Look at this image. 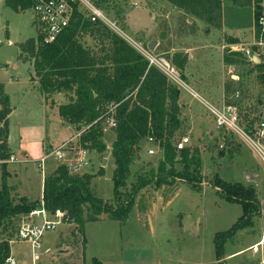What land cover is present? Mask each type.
Returning a JSON list of instances; mask_svg holds the SVG:
<instances>
[{
	"label": "rangeland",
	"instance_id": "obj_1",
	"mask_svg": "<svg viewBox=\"0 0 264 264\" xmlns=\"http://www.w3.org/2000/svg\"><path fill=\"white\" fill-rule=\"evenodd\" d=\"M104 1L108 16L117 21L131 41L148 48L154 55L168 58L189 47L200 52L208 43L211 45L208 52L214 54L212 60H217L216 53L220 56L227 53L238 60L233 64L234 73H231L238 74L240 81L228 74L227 80L232 82L227 83L230 93L241 90L240 125L244 129L251 116L259 117L256 123L264 120V79L260 71L245 61L244 54L235 55L223 48L227 33L241 36V41L246 44L253 43L252 5H236L233 0H223V27L208 29L204 20L174 7L167 0ZM38 36L39 26L32 8L17 12L5 0H0V82L6 84L14 108L10 115V147L13 151L7 163L10 173L7 181L14 186L16 198L26 195L31 200L42 198L45 177L59 164L71 159L70 153L59 159L53 151L69 141L72 150L78 148L81 133L59 114L60 103L68 101L66 93V97L57 95L47 100L35 73L33 59L29 52L22 51L21 43ZM82 40H88L86 44L94 43L88 37ZM152 40L157 41L153 49L149 48ZM179 87L187 96L195 118L206 116L209 108L202 100L190 94L184 86ZM213 117L207 120L205 117L203 129L208 132L204 137L203 133L197 134L198 130L193 133L188 129L178 136L190 135L189 146L200 149L198 181L188 182L177 176L174 183L161 187H156L155 183L143 186L135 194V201L123 220L104 213L98 220L87 221L82 227L76 222L62 221L56 229L44 234L41 254L35 260L31 242L27 240L12 243L14 256L20 257L19 262L24 264H264V243L257 250L248 248L264 235L263 153L239 133L228 132L223 138L224 131L217 127ZM115 137L113 130L105 133L103 141L107 148L104 152L80 148L84 164L80 172L96 174L91 184L93 193L118 204L125 203L129 193L134 194L142 177L152 175L155 178L160 173L163 154L152 142L145 140L131 165L126 186L118 188V193L113 179L116 165L112 145ZM260 141L264 145V138ZM221 143L226 145L222 148ZM213 144L214 147L210 146ZM22 146L27 147L31 155L20 151ZM149 148L155 153H150ZM50 152L52 154L42 165V156ZM177 160L175 170H184L181 156L178 155ZM101 168L105 170L104 174L99 173ZM168 168L169 164L163 174L169 173ZM2 171L0 166V185ZM217 177L225 182H242L250 190L254 188L253 200L259 209L250 223L222 240L221 249L216 238H221V234L241 218L244 204L228 200L223 189L215 185ZM236 249L243 250L228 257Z\"/></svg>",
	"mask_w": 264,
	"mask_h": 264
},
{
	"label": "trees",
	"instance_id": "obj_2",
	"mask_svg": "<svg viewBox=\"0 0 264 264\" xmlns=\"http://www.w3.org/2000/svg\"><path fill=\"white\" fill-rule=\"evenodd\" d=\"M167 1L193 17L204 20L209 25L208 29L223 26V0ZM233 1L236 5L254 7V33L259 37L262 30L259 19L264 15V0ZM5 2L17 12L32 7V0ZM100 2L105 8V1ZM85 37L91 38L93 45L86 44L88 40H82ZM226 38L230 42L239 40L231 35ZM20 45L22 51L29 52L33 59L35 73L46 99L52 98L57 92L66 93L68 101L59 105V114L81 132L78 148L98 152L106 150L107 145L103 141L105 116L111 105L116 104L114 114L118 123L111 130L116 135L112 155L116 165L113 179L118 193V188L126 186L131 165L145 140L149 141L152 137L163 157L159 163L161 174L155 178L152 175L142 177L141 185L135 187L134 194L129 193L125 203L121 201L114 204L96 196L91 186L96 174H73L65 163L59 164L45 177L40 200H31L26 195L16 198L14 186L7 181L10 174L7 163L12 157L9 137L13 106L5 85L0 82V166L3 168L0 185V264H5L11 256L12 243L19 239L23 218L40 207L42 201L49 212L61 210L65 213V221L76 222L82 227L87 221L98 220L104 213L123 220L135 201V194L148 184L155 183L156 187H161L166 183H174L177 176L188 182L198 181L201 174L200 149L190 146L177 149L176 145L178 136L186 129L180 104L181 88L159 67L151 64L128 40L103 22L91 21L76 9L69 27L54 42H43L39 32L38 37L29 38ZM234 54L241 55V52ZM25 59L28 60L26 57ZM167 59L179 69L185 79L188 53L175 52ZM224 59L226 63L238 61L227 53L224 54ZM245 59L258 68L264 79V59L260 62ZM229 92V84H226V93ZM258 120V116H251L244 126L245 132L251 133ZM210 146L214 147V144ZM178 155L185 164L182 171L175 170ZM167 164L169 173L163 174ZM99 173L104 174L105 170L101 168ZM215 185L223 189L228 200L244 204L241 218L230 230L221 234V238H216L221 249L222 240L239 227L250 223L251 217L259 209L253 200L254 188L251 191L242 182H225L219 177L216 178Z\"/></svg>",
	"mask_w": 264,
	"mask_h": 264
},
{
	"label": "built area",
	"instance_id": "obj_3",
	"mask_svg": "<svg viewBox=\"0 0 264 264\" xmlns=\"http://www.w3.org/2000/svg\"><path fill=\"white\" fill-rule=\"evenodd\" d=\"M100 1L101 0H32L31 8L35 13V21L39 26L42 41L45 43H51L57 40V38L69 27L74 13L76 9H78L91 21H100L108 25L112 30L120 34L135 48H137L151 64L156 65L164 73H166L170 80H172L175 84L178 86L182 85L187 88L179 69L166 57L154 55L150 50H148V48H145L141 44H135V42L133 43V41H131L123 29L118 25L117 21L108 16ZM259 23L262 26V30L259 37L254 34L255 36L252 44H246L245 42L238 41L230 44H224L223 48H227L231 52H241L250 60H255L257 62L262 61L264 59V15L260 16ZM232 78L240 79V77L235 76V74H232ZM240 96L241 90L236 89L232 93L231 97L228 100L223 101L221 105L211 104L208 102H205V104L209 108V111L213 114L217 127L224 131L223 138H225V135L228 132L239 133L250 144L254 145L256 149L258 148L263 153L264 158V145L260 141L261 138H264V120L255 123L251 133L245 132L240 125ZM115 106L116 104L111 105L110 111L105 116L103 128L105 133L117 126L118 122L114 114ZM149 141L154 142V139L150 137ZM190 142V135H182L177 140V149H183L189 146ZM230 143L231 141H229V144ZM225 145L226 143H221L220 147L223 148ZM80 152V148L72 150V146L69 141L62 143L53 151V154L59 159H64L67 157V154L70 153L71 159L65 164H67L69 171L74 174L81 173L80 171L84 166ZM149 152L155 153V150L150 148ZM51 154L52 152L42 156V165L46 161V158ZM64 216L65 213L61 210H57L55 213L49 212L45 208L44 202L42 201L40 207L32 210L29 215L23 218L19 230L18 240H27L31 242L34 260L38 257V254H41L39 250L42 248L41 239L44 234L47 231L56 229L62 221L65 222ZM5 264H16V262L10 256Z\"/></svg>",
	"mask_w": 264,
	"mask_h": 264
},
{
	"label": "crops",
	"instance_id": "obj_4",
	"mask_svg": "<svg viewBox=\"0 0 264 264\" xmlns=\"http://www.w3.org/2000/svg\"><path fill=\"white\" fill-rule=\"evenodd\" d=\"M227 35H231V34L227 33ZM233 37H238L239 38L238 41H241V36H233ZM7 43H10V41H7ZM230 43H233V42L228 41L226 38V41H224V44H230ZM209 50L211 51V45L208 43L205 44V46L200 50V52H196L197 50L195 47H189L188 49L185 50V52L189 54V60L184 69V77H185L184 81L186 83L187 89L190 92V94L200 98L204 104L205 102L215 104L216 102L214 101H217L219 102L217 104L221 105L223 101L228 100L231 97L232 93L235 91L234 90L231 93L229 92V94L226 93V84H228L227 82L230 83L231 81L230 78H229L230 80H227V77H228V74L231 75L232 73H234L233 72L234 63H226L223 53H222V56H220L219 53L218 54L216 53L215 54L216 58L218 56L217 60H212L214 59V54H212V52H208ZM196 59H200V60H196ZM235 76H238V74H235ZM235 80L238 81V79H235ZM2 83L5 85V90L8 93L6 84L4 82ZM57 95L66 97L65 93L63 92H57L53 96L56 97ZM11 102H12V98H11ZM62 103H65V102H61L60 104ZM180 104L182 105L183 117H185V120H186L185 128L193 133L196 130H198L197 134L203 133V137H204V134L208 132V131L204 132V129H203L205 126L204 124L208 118L212 119L213 115L211 114V112L208 110L206 116L199 115L198 119L195 118L194 113L189 108L190 105L188 104L187 96L182 94V88H181V94H180ZM205 117H206V120H205ZM205 130H206V127H205ZM10 137H11V128H10ZM10 137H9V143H10ZM230 144H232V141ZM21 150L28 152V149L25 146H22L20 148V151ZM28 153L31 155L30 151ZM263 239H264V235L262 234V238L259 241H256L255 243L250 245L248 248L254 247L253 249L257 250L258 249L257 247L264 243ZM12 248H13V244L11 247V258H13L16 264H24L22 263V261L21 263L19 262V260H21L20 257L14 256ZM242 250L243 249H240V250L236 249L235 251L230 253L228 257L238 254V252H241Z\"/></svg>",
	"mask_w": 264,
	"mask_h": 264
},
{
	"label": "water",
	"instance_id": "obj_5",
	"mask_svg": "<svg viewBox=\"0 0 264 264\" xmlns=\"http://www.w3.org/2000/svg\"><path fill=\"white\" fill-rule=\"evenodd\" d=\"M156 44H157V41H156V40H152V41L149 43V48H151V49L155 48Z\"/></svg>",
	"mask_w": 264,
	"mask_h": 264
}]
</instances>
